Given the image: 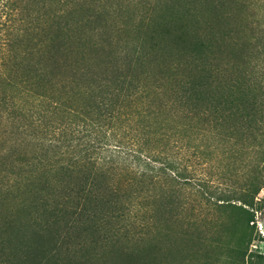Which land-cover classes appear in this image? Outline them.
Returning a JSON list of instances; mask_svg holds the SVG:
<instances>
[{"label":"trees","instance_id":"16d2710c","mask_svg":"<svg viewBox=\"0 0 264 264\" xmlns=\"http://www.w3.org/2000/svg\"><path fill=\"white\" fill-rule=\"evenodd\" d=\"M251 1L0 0V264H264Z\"/></svg>","mask_w":264,"mask_h":264},{"label":"rangeland","instance_id":"374dc122","mask_svg":"<svg viewBox=\"0 0 264 264\" xmlns=\"http://www.w3.org/2000/svg\"><path fill=\"white\" fill-rule=\"evenodd\" d=\"M251 1V0H249ZM252 2V3H251ZM250 3L253 4L251 6V10L255 15L254 21H250L251 28L253 29L252 37L255 42L254 47V55L258 53L261 49V46H264V0H252ZM239 165L236 164L233 169L223 168L222 173H224L228 180L225 182V186H232L235 185L237 180L240 178V171ZM209 169L207 167H199L197 170V175L200 177L205 178L208 173ZM195 176V178L197 177ZM197 184V182H193ZM193 184V185H194ZM217 184V183H216ZM215 184V185H216ZM224 189V186L221 187ZM255 203L257 204V208H253L254 212V225H253V235L252 241L249 247V252L257 253L260 255H264V188L261 189L259 194L256 196ZM217 216H213L212 219H215ZM216 226L214 225L211 229V232L214 236L221 235L220 232L221 224H225L228 216L226 214H221L218 216ZM211 219V218H210ZM177 244L170 246V258L174 262V264H178V261H181L185 256L188 255V252H184V248L176 246ZM167 246L163 245L160 246V249L156 252L155 256L157 258L156 261H160V257L167 252ZM145 250V249H142ZM211 259L201 258L199 261H188L185 264H203L201 261L207 264H224L225 263V252L222 253H213L211 254ZM163 258V257H161ZM206 260V261H205Z\"/></svg>","mask_w":264,"mask_h":264}]
</instances>
